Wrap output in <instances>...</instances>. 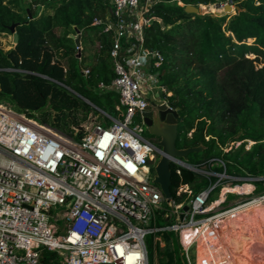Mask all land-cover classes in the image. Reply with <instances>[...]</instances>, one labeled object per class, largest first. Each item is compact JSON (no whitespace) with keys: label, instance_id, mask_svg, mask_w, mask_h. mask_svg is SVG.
Here are the masks:
<instances>
[{"label":"trees","instance_id":"trees-1","mask_svg":"<svg viewBox=\"0 0 264 264\" xmlns=\"http://www.w3.org/2000/svg\"><path fill=\"white\" fill-rule=\"evenodd\" d=\"M22 1L25 5L0 0V101L78 139L85 134L84 123L99 113L84 97L122 116L118 93L98 88L116 76L114 30L106 29L115 19L112 2ZM227 2L235 4V12L185 9L188 3L220 7ZM151 13L162 21L146 27L145 43L164 57L160 81L180 113L177 147L202 146L188 153L191 163L218 170L216 158H222L230 173L264 175V0H157ZM12 23H17L18 40L5 48L1 34L11 33ZM77 27L82 30L80 55L71 35ZM85 66L88 74L82 71ZM215 179L172 162L171 196L183 200ZM263 188L258 181L256 191ZM170 208L164 200L157 209L159 225L174 219ZM235 223L243 228L242 239L255 241L264 207L238 215ZM192 235L184 230V242ZM146 243L150 264H189L179 230L151 232ZM60 258L56 250L42 248L45 264H60Z\"/></svg>","mask_w":264,"mask_h":264},{"label":"built area","instance_id":"built-area-1","mask_svg":"<svg viewBox=\"0 0 264 264\" xmlns=\"http://www.w3.org/2000/svg\"><path fill=\"white\" fill-rule=\"evenodd\" d=\"M110 1L115 19L106 29L114 30L116 76L98 88L118 93L122 116L77 92L106 120L84 123L78 139L0 101V264H45V246L61 255L60 264H150L146 237L161 229L180 231L189 264H212L198 250L195 261L190 259L199 231L208 229L219 244L227 218L248 204L264 203V188L255 189L264 175L230 173L222 158H216L222 167L217 170L173 157L172 162L216 179L183 200L165 195L155 180L162 145L144 131L150 97L174 107L160 81L163 54L145 43L146 27L162 21L151 13L157 0ZM6 34L9 48L13 33L2 32L1 39ZM71 35L82 36V30ZM82 47L81 40L79 53ZM164 200L174 219L159 225L156 212ZM184 230L193 232L188 243Z\"/></svg>","mask_w":264,"mask_h":264},{"label":"water","instance_id":"water-1","mask_svg":"<svg viewBox=\"0 0 264 264\" xmlns=\"http://www.w3.org/2000/svg\"><path fill=\"white\" fill-rule=\"evenodd\" d=\"M224 11H231L233 6L230 2L223 4ZM186 11L191 13H207L212 10L209 7V4L195 5L188 3L185 6ZM29 12V17H32V12L30 8H27ZM223 12V11H218ZM17 23H12L10 25L11 32L13 33V41L17 42L18 32L16 31ZM76 29H79L78 27ZM75 43L79 45L81 43V36L78 35L74 38ZM80 53L78 52V55ZM1 87V84H0ZM145 121L149 126L150 131L153 134H156L160 137L158 143L162 145L163 154L156 166L157 175L155 180L160 184L163 192L167 197L171 196V162L173 157H187L188 153L193 150H199L202 148L199 146H190V147H177L176 140L178 136V118H179V109L177 107H171L162 99H159L155 96L150 97V104L147 106L145 111ZM167 124L170 127L168 133L164 132L162 128L155 129V125ZM189 203H186L184 208L187 209Z\"/></svg>","mask_w":264,"mask_h":264},{"label":"rangeland","instance_id":"rangeland-1","mask_svg":"<svg viewBox=\"0 0 264 264\" xmlns=\"http://www.w3.org/2000/svg\"><path fill=\"white\" fill-rule=\"evenodd\" d=\"M14 0H5V2L7 3H11ZM22 3V5H25V3L22 0H18L17 2ZM216 6V7H215ZM215 6H213L212 12H218V11H223L224 12V6H217L215 4ZM233 9L231 10V12H235L236 7L235 4H232ZM41 6H38V11L41 10ZM9 40H10V35L6 34L3 35L2 37V45L7 48L9 45ZM96 120L104 122L106 121L105 118L100 114L97 113L93 116ZM155 129H160L162 128V130L166 133H168L170 131V127L167 124H160V125H155L154 126ZM151 131H148L146 134L148 136H150ZM152 133V132H151ZM151 137V136H150ZM251 146V142L248 143L247 148H249ZM184 160L191 162L190 158L187 157H182ZM217 194V190L214 192L213 195ZM236 219V218H235ZM240 227L235 223L234 220V225L233 228H231V238H232V248H231V256H232V260H233V264H234V258L237 261V264H264V236L262 234L259 233L258 238L255 241H250L248 242L247 239H242L241 238V234L243 232V229L241 227V234H238L237 232V228ZM210 236V234L207 232L205 235H200L199 238L197 239V241L201 242V248H202V253H207L209 255V251H210V246L213 243L211 238H208ZM235 248V255L233 254V249ZM189 256L191 258L192 263L195 261V257H196V247L195 245L189 247ZM187 257V261L189 263V258ZM194 264V263H193Z\"/></svg>","mask_w":264,"mask_h":264},{"label":"crops","instance_id":"crops-1","mask_svg":"<svg viewBox=\"0 0 264 264\" xmlns=\"http://www.w3.org/2000/svg\"><path fill=\"white\" fill-rule=\"evenodd\" d=\"M235 218L233 217L232 221L222 225V241L220 243L213 242L210 246L209 256L212 260V264H233L232 256H231V248H232V238L230 235L231 228H233ZM243 229V228H242ZM207 231H203L201 235H205ZM208 238L212 239L210 235ZM213 241V239H212ZM201 242L199 241L196 244V249L200 246ZM202 253V249L200 248ZM203 254V253H202Z\"/></svg>","mask_w":264,"mask_h":264},{"label":"bare ground","instance_id":"bare-ground-1","mask_svg":"<svg viewBox=\"0 0 264 264\" xmlns=\"http://www.w3.org/2000/svg\"><path fill=\"white\" fill-rule=\"evenodd\" d=\"M213 6H215V4H213V5L210 4V5H209V7H210L211 9H213ZM215 7H216V6H215ZM261 207H264V203L248 204V205H246L245 207L241 208V209L237 212V214H235L234 218H236V217H237L238 215H240V214H243V213H246V212H250V211L256 210V209L261 208ZM232 219H233V216H230L229 218H227V219L224 221L223 224L226 223V225H227V223L231 222ZM203 231H207V232H208V229H206V228L203 227V228L199 231V233H198L196 236H200L201 233H202ZM237 232H238V234H241V227H238V228H237ZM260 234H262V235L264 236V223H263V225H261ZM198 238H199V237H198ZM188 242H190V241H188ZM188 242H186V243H188ZM201 245H202V244H200V246L196 249V250H198L199 255H202V253H201V251H200ZM201 249H202V248H201ZM233 254L235 255V248L233 249ZM190 259H191V258H190ZM234 264H237V261H236L235 258H234Z\"/></svg>","mask_w":264,"mask_h":264},{"label":"flooded vegetation","instance_id":"flooded-vegetation-1","mask_svg":"<svg viewBox=\"0 0 264 264\" xmlns=\"http://www.w3.org/2000/svg\"><path fill=\"white\" fill-rule=\"evenodd\" d=\"M144 131L147 133L148 131H150V129H149V126H145V129H144ZM151 133V132H150ZM154 135V134H153ZM153 139L154 140H159V138L156 136V134H155V136H153Z\"/></svg>","mask_w":264,"mask_h":264}]
</instances>
